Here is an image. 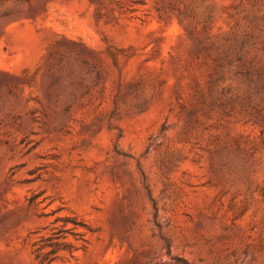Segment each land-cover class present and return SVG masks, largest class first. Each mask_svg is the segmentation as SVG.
Listing matches in <instances>:
<instances>
[{
    "label": "rangeland",
    "instance_id": "rangeland-1",
    "mask_svg": "<svg viewBox=\"0 0 264 264\" xmlns=\"http://www.w3.org/2000/svg\"><path fill=\"white\" fill-rule=\"evenodd\" d=\"M0 264H264V0H0Z\"/></svg>",
    "mask_w": 264,
    "mask_h": 264
}]
</instances>
